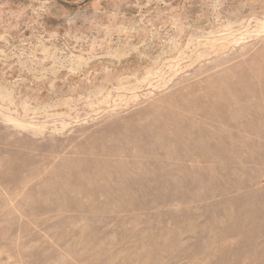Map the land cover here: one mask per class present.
<instances>
[{"label":"rangeland","instance_id":"374dc122","mask_svg":"<svg viewBox=\"0 0 264 264\" xmlns=\"http://www.w3.org/2000/svg\"><path fill=\"white\" fill-rule=\"evenodd\" d=\"M0 264H264V0H0Z\"/></svg>","mask_w":264,"mask_h":264}]
</instances>
